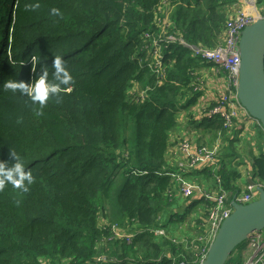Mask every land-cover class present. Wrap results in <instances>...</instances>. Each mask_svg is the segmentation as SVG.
<instances>
[{
    "label": "trees",
    "instance_id": "trees-1",
    "mask_svg": "<svg viewBox=\"0 0 264 264\" xmlns=\"http://www.w3.org/2000/svg\"><path fill=\"white\" fill-rule=\"evenodd\" d=\"M254 1L264 15V0ZM35 3L38 9L26 7ZM239 3L0 0V160L15 149L36 178L28 192L11 185L0 192V264L198 263V225L208 214L189 210L192 195H182L176 163L167 159L170 137L183 111L206 113L205 96L209 107L217 103L204 84L224 73L190 46L220 45ZM37 54L41 63L32 64ZM57 54L75 83L42 115L26 96L3 89L10 79L35 80L41 64L51 73ZM223 122L204 117L196 131L209 143L231 144L245 121ZM236 156L243 152L234 149ZM220 160L221 185L231 196L245 191L247 183L234 181L240 172ZM251 169L252 181L264 185V150ZM181 215L189 219L183 232ZM172 227L183 235L172 236Z\"/></svg>",
    "mask_w": 264,
    "mask_h": 264
},
{
    "label": "built area",
    "instance_id": "built-area-1",
    "mask_svg": "<svg viewBox=\"0 0 264 264\" xmlns=\"http://www.w3.org/2000/svg\"><path fill=\"white\" fill-rule=\"evenodd\" d=\"M259 14L260 11L258 10ZM258 13L249 12L247 10H239L237 15L233 17L232 21L227 25L223 32L222 43L212 49L202 48V47H193L190 48L194 51V54L200 56L207 62L212 63L217 69H221L224 73V86L221 96L216 101L217 103L209 107V98L205 96L201 97L203 100V110H206L208 117L219 115L224 119L223 126L230 127L232 124L233 118H239L245 122L255 123L260 126L261 130L264 133V129L260 123L252 118L246 109L241 105L236 96V87L238 84V72H239V39L242 29L251 24ZM264 16V15H263ZM167 38L173 39V36L169 35ZM185 44V43H183ZM155 60V59H154ZM155 64H159L155 61ZM200 99V100H201ZM187 138H180L179 150L177 154V159L179 162L176 163L178 174H185L186 167H194L197 164L206 163L211 166V174L214 182V195L213 199L210 200V203L207 208V224H210V227L214 231V236L220 227L222 221L227 218L232 212L231 200L245 204L249 203L257 197L256 186H261L264 188V185L254 182V184H248L245 188V191L236 192L228 200L229 192L221 185V176L217 172V150L219 148V142L213 144L212 147L200 146L196 148L195 152H191V142ZM177 174V177H178ZM181 193L184 197L190 196L193 193L192 186H184L181 189ZM160 231V230H159ZM162 233V230H161ZM125 235L124 232H120L118 236ZM213 236V238H214ZM199 240L203 243L201 247V257L197 264H199L205 257L208 246L203 242L202 237H198ZM212 238V240H213ZM129 239V238H128ZM211 240V241H212ZM211 243V242H210ZM250 250L248 258L244 261L243 264H264V229L260 231H255L249 235L245 244L240 249L241 252L244 249ZM183 264V263H181Z\"/></svg>",
    "mask_w": 264,
    "mask_h": 264
},
{
    "label": "water",
    "instance_id": "water-1",
    "mask_svg": "<svg viewBox=\"0 0 264 264\" xmlns=\"http://www.w3.org/2000/svg\"><path fill=\"white\" fill-rule=\"evenodd\" d=\"M255 20L245 26L239 39V72L236 96L249 115L264 129V16L252 0ZM250 184L254 181L249 179ZM257 197L241 204L231 200L232 212L218 228L199 264H225L232 251L249 235L264 229V188L256 186Z\"/></svg>",
    "mask_w": 264,
    "mask_h": 264
},
{
    "label": "crops",
    "instance_id": "crops-1",
    "mask_svg": "<svg viewBox=\"0 0 264 264\" xmlns=\"http://www.w3.org/2000/svg\"><path fill=\"white\" fill-rule=\"evenodd\" d=\"M248 8L249 7H247V5L244 6L242 4V0H240L238 9H235V13H236L235 16L237 15L239 10L242 9L248 11ZM204 85L208 86V88H206L205 90V92L207 93L206 95H208L212 99L213 98L217 99V97H220L223 92L224 79L222 78V75L220 77L219 76L209 77ZM136 88L137 87L135 86V89ZM190 111L191 114H189V112L187 111H183L179 115L177 126L173 130L172 135L170 137L169 152L167 159L171 164L175 163L173 161V158L174 157L177 158V154L179 150L178 138L181 137L182 135L187 134L189 137L194 138V141L191 143V148H190L192 153L195 152L196 148L200 145V144L198 145L199 143L198 137L202 138V142L204 144L210 145V147L213 146V142L211 143L204 142V140L208 139V134L204 135V133L202 132L200 133L199 136L198 131H196V127L202 128L201 124H203V118L204 117L210 118V117H208V115L205 112L199 113V111H197V108H195V106H193L190 109ZM242 127L245 129V134L249 136V138L241 136ZM192 132L198 133V137H195L192 134ZM232 139L233 142L231 144H228V142L226 143L221 142V145L217 150L218 158L224 159L222 163L220 160L221 165L222 164L230 165L229 167L231 169L234 168L236 169V171L240 172V176L234 178L235 179L234 181L237 185H239V187H243L246 183L249 184V179H251L252 158L256 156L259 153V151L264 150V133L261 129L257 127L255 123L245 122L244 125L243 123H241V125H238L236 127ZM234 149L237 152H241V153L243 152V156L233 157ZM170 152L172 153L171 156H170ZM205 169L210 170L211 166L206 163H201L195 165L194 167H186L185 168L186 173L183 176L177 177L180 178L178 181L179 188L184 186L193 187L194 192L190 198L191 201L194 202L188 201L191 202V204L192 203L198 205L208 204L210 200L213 199L214 182L211 176L207 175V171ZM175 176H176V172H175ZM228 192L230 193L231 190H228ZM229 199H230V194L228 196V200Z\"/></svg>",
    "mask_w": 264,
    "mask_h": 264
},
{
    "label": "clouds",
    "instance_id": "clouds-1",
    "mask_svg": "<svg viewBox=\"0 0 264 264\" xmlns=\"http://www.w3.org/2000/svg\"><path fill=\"white\" fill-rule=\"evenodd\" d=\"M33 10L40 7L39 3L30 6ZM51 13L60 16V10L52 8ZM32 64L41 63L39 54L31 56ZM51 73L49 67L41 64L40 74L35 80L25 82L22 80H7L3 84L5 91H12L26 96L33 105H38V114H43V109L47 103L60 97L63 93H70L75 83L72 71L67 66V61L62 55H55L52 60ZM9 160H0V192L6 186L22 192H28L36 178L32 169L26 167L24 158L20 156L15 149L9 150Z\"/></svg>",
    "mask_w": 264,
    "mask_h": 264
},
{
    "label": "rangeland",
    "instance_id": "rangeland-1",
    "mask_svg": "<svg viewBox=\"0 0 264 264\" xmlns=\"http://www.w3.org/2000/svg\"><path fill=\"white\" fill-rule=\"evenodd\" d=\"M242 4L244 6L247 5L248 8V11L251 12L252 9H253V5H252V0H242ZM6 40H7V36H6ZM156 52V50H155ZM149 55H150V52H149ZM205 75V73H204ZM135 89V88H134ZM137 89V88H136ZM138 91V89H137ZM139 92V91H138ZM192 134L195 136V137H198V133H195V132H192ZM194 141V138L191 139L189 142H193ZM204 142H207V141H204ZM180 143V142H179ZM178 143V145H179ZM209 143V142H208ZM207 145V144H205ZM207 147H210V145H207ZM173 161L175 163L179 162V160L177 158H173ZM184 174H178V176H183ZM213 180V178H212ZM214 192V190H213ZM210 203V202H209ZM208 204H201V205H198V204H195V203H192L190 206H189V210L191 212H194V213H197L198 210H207L208 208ZM176 206H172V208H174ZM180 211V209L177 208V212ZM177 213H174V215H176ZM180 215V214H179ZM180 217H182L183 219L180 220V222H176L178 223V225H180L179 227H181V230L182 232L185 231L187 228H188V225H189V219L187 217L184 218L183 215H181ZM173 218H177V216H173ZM179 218V217H178ZM185 223V224H184ZM198 228L200 229V233L198 235H201L200 237H202L203 239V242L206 243L207 245L210 244L213 236H214V231L213 229L210 227V224L208 223H202V224H199L198 225ZM120 232H123V231H120ZM158 233H161V230L160 231H157ZM172 232H173V235L172 236H175L176 238L177 237H180L182 236L183 234L180 235V233L182 232H179L178 230H176V227H172ZM179 232V233H178ZM240 248V245L238 247H236L231 255L229 256V258L226 260L225 264H243V261H244V256L242 255V253L245 255V260L248 258L249 254H250V250H248L247 248L244 249L243 252H241L239 250Z\"/></svg>",
    "mask_w": 264,
    "mask_h": 264
},
{
    "label": "flooded vegetation",
    "instance_id": "flooded-vegetation-1",
    "mask_svg": "<svg viewBox=\"0 0 264 264\" xmlns=\"http://www.w3.org/2000/svg\"><path fill=\"white\" fill-rule=\"evenodd\" d=\"M252 180V179H251ZM242 247L239 248V250L241 249Z\"/></svg>",
    "mask_w": 264,
    "mask_h": 264
},
{
    "label": "bare ground",
    "instance_id": "bare-ground-1",
    "mask_svg": "<svg viewBox=\"0 0 264 264\" xmlns=\"http://www.w3.org/2000/svg\"><path fill=\"white\" fill-rule=\"evenodd\" d=\"M255 2V1H254ZM254 10V9H253Z\"/></svg>",
    "mask_w": 264,
    "mask_h": 264
}]
</instances>
